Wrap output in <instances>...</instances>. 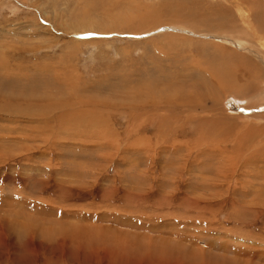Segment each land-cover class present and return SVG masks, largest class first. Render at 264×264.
Instances as JSON below:
<instances>
[{
	"label": "rangeland",
	"instance_id": "1",
	"mask_svg": "<svg viewBox=\"0 0 264 264\" xmlns=\"http://www.w3.org/2000/svg\"><path fill=\"white\" fill-rule=\"evenodd\" d=\"M245 5L0 0V264H200L224 246L252 247L264 263V81L245 97L221 94L218 108L201 114L234 123L213 135L216 144L205 135L200 141L210 143L194 146L187 124L195 121L180 117L191 111L171 119L163 110L188 92L182 88L209 89L205 63L227 79L230 66L249 77L256 62L264 76V40L253 36V26L264 36V10L249 29ZM215 46L228 50L227 60L215 59ZM158 102L161 112L152 111ZM201 199L199 213L191 210ZM251 205L263 207L259 222ZM89 224L101 228L87 231ZM185 245L195 260L168 259Z\"/></svg>",
	"mask_w": 264,
	"mask_h": 264
},
{
	"label": "bare ground",
	"instance_id": "2",
	"mask_svg": "<svg viewBox=\"0 0 264 264\" xmlns=\"http://www.w3.org/2000/svg\"><path fill=\"white\" fill-rule=\"evenodd\" d=\"M239 2H241V4H246L247 6H248V9L246 10V13L244 12V11H242L241 10V21H242V23H243V25L244 26H247V28H249V27H251V25H250V22H253L252 21V19H256L257 18V16L259 15V13L262 11V10H264V1H262V0H239ZM245 5V6H246ZM242 6V5H241ZM262 9V10H261ZM254 11V14L251 16L250 15V13L251 12H253ZM252 14V13H251ZM248 15V18L246 17ZM249 15L251 16V17H249ZM264 15V14H263ZM252 24V23H251ZM249 26V27H248ZM253 28H254V34H253V36H254V38L255 39H261V40H264L263 38H264V36H262V35H260V36H258V34L256 33V31H257V29H256V27L255 26H253ZM250 29V28H249ZM248 31V30H247ZM224 38V37H223ZM226 38V37H225ZM226 40V39H225ZM221 47V46H220ZM220 47H214L213 48V56L215 57V59H218V60H220V59H224V61L225 60H227L226 58H225V56H227V55H229V54H227L228 52V50H226L225 48H220ZM227 52V53H226ZM230 55H232V53H230ZM230 58V57H229ZM230 61V60H229ZM222 62V61H221ZM200 64V63H199ZM219 65V64H218ZM225 66H227V67H229V65H227V64H224ZM225 66H222V68L223 67H225ZM203 67H205V69H203V71L205 72V75H206V77H208L209 78V80L211 81L210 83H209V85H208V87H209V89H206V86L204 85V84H202V82H200V83H197V85H195V86H191V87H189V88H182V89H180V91L181 90H185V91H188L187 93H185L184 94V96L182 97L181 95H180V97H182V99L180 98V101L178 102L177 100L178 99H176V102L175 101H171V102H175V103H171V104H174L173 106H169V107H167L166 106V109H164L163 107L164 106H161V104L158 102V106L157 105H152V106H150V109L152 108V111H156V110H161L162 108H163V110H167V112H169L170 113V118L171 119H174V117L178 114V111H179V113L181 112L182 114H184V110H188V111H191V114L189 115V116H187V117H185V116H180L181 117V122L183 123V125H185V122H186V120L188 119V118H190V117H193V120L195 121V124L193 125V121H191V122H188V126H189V128L191 127L194 131H193V133H192V135L194 136V137H196L195 139H194V141H193V143H194V146L195 147H197V146H199V144H204V143H208V142H205V139H208V138H205L204 139V141H200V139L203 137V136H205V135H209V139H210V142H213V143H215L216 144V142L212 139V138H214L213 137V135H215V136H218V135H224L225 133H227L231 128L232 129H234V123H227V124H224V123H226V122H228L226 119L225 120H223L222 118H219V119H212V120H209V119H205V118H201V114H203L204 112H208L209 110H213V109H216V108H218V106H219V98L221 97V94H224V93H227V92H230V93H237L239 96H241V97H245L247 94H249V93H252L253 91H254V89H255V85L256 84H259V83H257V81H260V82H263L264 81V76H263V72H262V69L261 68H259V65H258V63H253V67L252 68H250V70L248 69V76L249 77H246L245 76V68H242L243 66L242 65H234V66H230V68H229V74L227 75L228 77H227V79H226V77H224V78H222L221 76H223V75H221L222 74V72H221V74H219V72H217V71H215V69L216 68H214L213 67V64L212 63H205L204 65H203ZM7 68V67H6ZM218 68V67H217ZM220 68V67H219ZM197 69V68H196ZM200 70V69H199ZM217 70V69H216ZM253 70H255V72H254V74L251 72V71H253ZM188 72V71H187ZM197 72V71H196ZM226 72V71H225ZM239 72L241 73V75L239 74ZM225 74V73H224ZM221 75V76H220ZM253 75V76H252ZM194 76V75H193ZM244 76H245V78H244ZM240 77H241V79L242 80H247V83L249 84H247L246 82L244 83V85H240L239 86V84H240ZM192 78V77H191ZM247 78V79H246ZM170 81V80H169ZM256 81V82H255ZM169 83V82H168ZM58 85V84H57ZM143 85V84H142ZM171 85V84H170ZM210 85L212 86V88H213V90H212V88L210 87ZM143 86H146V85H143ZM150 86V85H149ZM148 86V87H149ZM179 86H181V85H178V87ZM150 87H152V86H150ZM162 87V86H161ZM139 88V87H138ZM168 88V87H167ZM171 88H173V87H171ZM174 88H176V87H174ZM146 89V88H145ZM166 89V88H165ZM136 90V89H135ZM167 90V89H166ZM52 91V90H51ZM140 91V90H139ZM161 91V90H160ZM184 91V92H185ZM242 91H243V93H242ZM248 91V92H247ZM138 92V91H137ZM167 92V91H166ZM166 92H164V93H166ZM181 93H183L182 91H181ZM262 93H264L263 92V90H262ZM262 93H260L259 94V96H261V94ZM229 94V93H228ZM226 95V94H225ZM153 96V95H152ZM135 97H136V95H135ZM150 97V96H149ZM154 97V96H153ZM208 97V99H206V101L204 100V98H207ZM209 97H212V98H209ZM148 98V97H147ZM150 98H152V97H150ZM162 98H165L166 99V97L165 96H163ZM156 99H157V97H156ZM159 99V98H158ZM211 99H213V102H211L212 103V106L211 107H209V106H207L208 105V102H210V101H208V100H211ZM144 101H145V103L147 102L145 99H143ZM160 100V99H159ZM162 100H164V99H162ZM169 100V99H168ZM150 101V100H149ZM152 102H154V101H152ZM156 102H157V100H156ZM155 102V103H156ZM165 102V101H164ZM170 102V101H169ZM205 102H207V105H206V103ZM31 103V102H30ZM145 103H143V104H141L140 106H139V110L138 111H144V109L145 108H143V107H145L146 106V104ZM27 104V106L28 107H30V106H33L32 104H28V103H26ZM59 104V103H58ZM135 104V103H134ZM148 104H150V103H148ZM35 105V104H34ZM132 105V104H131ZM166 105V104H165ZM40 106H42V105H40ZM53 106V107H52ZM43 107V106H42ZM51 108H55V104H52L51 106H50ZM140 107H141V109H140ZM147 107H149L148 105H147ZM161 108V109H160ZM46 109H49V107L48 108H46ZM171 109V110H170ZM50 110V109H49ZM133 110H135V109H133L132 108V111ZM201 111V112H197V111ZM161 112V111H160ZM176 112H177V114H176ZM195 112H197V115H196V113ZM142 115V114H141ZM153 115H155V114H153ZM158 115V114H157ZM157 115H155V118H156V116ZM179 115V114H178ZM62 116H67V115H62ZM161 116V115H160ZM152 117V116H151ZM64 118V117H63ZM133 118V117H132ZM137 118H138V115H137ZM153 118V117H152ZM165 119V118H164ZM167 119H169V118H167ZM179 119V118H178ZM136 120V122H137V119H134V121ZM176 120V119H175ZM166 123H167V121H166ZM169 123V122H168ZM176 123V122H175ZM179 124V123H178ZM169 125V124H168ZM167 125V126H168ZM180 125H182V124H180ZM165 126V125H164ZM170 126V125H169ZM163 127V126H162ZM162 127L161 128H159V129H162ZM172 127V126H171ZM170 127V128H171ZM175 126H173V128H174ZM173 128H172V130H173ZM177 128H179L178 127V125H177ZM156 130V129H155ZM165 130V129H164ZM183 130H185V129H183ZM244 130V129H243ZM163 131V130H162ZM167 131H169V128H168V130ZM167 131H166V133H167ZM158 132V131H157ZM169 133H171L170 131H169ZM173 133V132H172ZM186 133V132H185ZM208 133V134H207ZM156 134V133H155ZM158 134H159V132H158ZM163 135V134H162ZM172 136H173V134H172ZM185 136V135H184ZM164 137V136H163ZM179 137V136H178ZM166 138V137H165ZM173 138H177V136L175 137H173ZM172 138V139H173ZM204 138V137H203ZM170 139V138H169ZM166 141V140H165ZM221 141V140H220ZM209 142V143H210ZM158 143V142H157ZM208 143V144H209ZM243 146V145H242ZM241 149V148H240ZM239 150V149H238ZM261 196V195H260ZM127 197V196H126ZM167 199H168V197H166ZM170 199H173L172 198V196H171V198ZM126 200V199H125ZM190 200V199H189ZM170 201V200H169ZM175 201V200H174ZM171 202V201H170ZM166 203V202H165ZM198 203H201L202 205L204 204V202H203V200L201 199V200H198V201H195V200H193V201H190V207H192V209L191 210H193V209H197L198 210V213H199V211H200V208H199V205H198ZM242 203H244V202H242ZM231 204H232V206H234L235 208H236V211H234V212H236V217H238L240 220H243V218H244V216L241 214V211H240V209H239V202H237V201H235V202H231ZM168 205H170V204H168V200H167V204H166V206H167V208H168ZM259 205H262L261 204V202H259ZM162 206V205H161ZM210 206V205H209ZM219 206H221V208L222 207H224V201H222L220 204H219ZM208 207V206H207ZM251 207V212L255 215V214H257V217H256V221L257 222H259L260 221V217L258 216V213H261V209H263V207H261L260 209H256L255 207H254V205H251L250 206ZM253 207L256 209V210H254L253 209ZM197 213V214H198ZM93 220V219H92ZM254 220V221H255ZM94 222H95V220H93ZM263 221V220H262ZM243 224L241 225V227H244V228H250V227H253V225H251V224H247L246 222H248V221H241ZM92 223V222H91ZM75 224V223H74ZM261 224V223H260ZM89 226H91V227H87V226H85V227H87V231H89V229H90V231L91 232H94V231H99L98 229L99 228H101V227H96L95 226V224H89ZM29 227V226H28ZM79 227V226H78ZM77 227V228H78ZM81 227V226H80ZM80 227H79V229H80ZM95 227H96V229H95ZM82 228V227H81ZM94 228V229H93ZM84 230V229H83ZM257 231H259L260 233H262V230L258 227L257 229H256ZM31 231V230H30ZM66 231V230H65ZM73 231V234H74V232L76 231H74V230H72ZM80 231V230H79ZM78 231V232H79ZM84 232H86V231H84ZM235 232L234 231H232V234H234ZM69 235V234H68ZM77 235V234H76ZM76 235H74V236H76ZM80 235V234H79ZM78 235V236H79ZM82 235V234H81ZM104 235H105V233H104ZM107 235V234H106ZM48 236H51V235H48ZM161 237V236H160ZM179 237V236H178ZM259 237V236H258ZM77 238V237H76ZM110 239V238H109ZM121 239L123 240V241H126L128 244H130V238H128V237H126L125 235H121ZM134 239H136V238H134ZM134 239H132V241L134 240ZM159 239V238H158ZM176 239V238H175ZM180 239V238H179ZM78 240H79V238H78ZM82 240V239H81ZM97 240H99V239H97ZM118 240H120V239H118ZM121 240V241H122ZM139 240V239H138ZM135 241V244L137 243V242H140V241ZM159 240H161V239H159ZM76 241V240H75ZM94 241V240H93ZM99 241H101V240H99ZM117 241V240H116ZM144 241V240H143ZM167 243H172V241L173 240H165ZM177 241H178V239H177ZM209 241V240H208ZM212 241V243H217V242H215V240L214 239H212L211 240ZM114 242V241H113ZM155 242H157V241H155ZM160 242V241H159ZM163 242V241H162ZM132 243V242H131ZM141 243V242H140ZM165 243V242H164ZM178 243H179V241H178ZM206 243H207V241H206ZM211 243V244H212ZM145 244V243H144ZM158 244V243H157ZM161 244V243H160ZM121 245V244H120ZM126 245V244H125ZM134 245V243L132 244V246ZM137 245H139V244H137ZM147 245H151L152 246V241H149V244H147ZM155 245V244H154ZM223 245V242H221V243H217V245H216V247L218 248L219 246H222ZM224 245H226V244H224ZM130 246H131V244H130ZM131 246V247H132ZM140 246H141V244H140ZM140 246H138L135 250L136 251H138L141 247ZM161 246V245H160ZM163 246V245H162ZM181 246V245H180ZM126 247V246H125ZM134 247V246H133ZM143 247V246H142ZM145 247V246H144ZM174 247V246H173ZM182 247V246H181ZM158 248L159 249H161L160 247H159V245H158ZM179 248V247H178ZM187 247H186V245L183 247V248H181L180 250H179V252H177V251H173V252H175V253H173L172 252V254L168 257V259H170V258H173V260H175V261H177V262H182V261H179V259H181V255L183 254L184 256H186V258L187 257H190V258H192L193 260H195V258H194V256H196L197 257V254L195 255L194 253H193V251H191V249L190 248H187L188 250H190L192 253H190V252H185V249H186ZM206 248V247H205ZM252 248V247H251ZM251 248H249L248 247V249H232V248H230L229 246H224L223 248H219L220 249V253L219 254H216V252H215V254H214V252L212 251V253H210V254H208V256L206 255V256H204V257H202L201 259H200V264H256L257 263V261H255V259H254V257H251V256H253V255H251L252 253H251ZM152 249H153V247H152ZM168 249H170V248H168ZM215 249V248H214ZM253 250H255L254 248H252ZM129 250H131V249H129ZM128 250V252L130 253V254H132L130 251ZM141 250V249H140ZM150 250V249H149ZM165 250V249H164ZM218 250V249H217ZM127 251V250H126ZM126 251H122V252H126ZM135 251V252H136ZM142 251V250H141ZM167 251V250H166ZM169 251V250H168ZM207 251V250H206ZM206 251H205V253H206ZM214 251H216V250H214ZM224 251H226V253L224 252ZM244 251H249V252H244ZM177 252V253H176ZM203 253H204V251H202ZM209 252V251H208ZM211 252V251H210ZM127 253V252H126ZM128 253V254H129ZM138 253V252H137ZM137 253H133V254H137ZM165 253V252H164ZM188 253L190 254V255H188ZM204 253V254H205ZM251 253V254H250ZM142 254V253H141ZM145 254H146V252H145ZM149 254H151V255H155V256H157L158 258L159 257H161L162 258V256L163 255H159V254H157L156 253V251L155 252H153V251H151L150 250V252H149ZM169 254H170V251H169ZM168 254V255H169ZM138 255V254H137ZM165 255V254H164ZM230 255H233V256H230ZM251 255V256H250ZM140 256V255H139ZM259 256H261V255H259ZM141 257V256H140ZM183 257V256H182ZM199 257V256H198ZM257 257V256H256ZM261 257H259V259H260ZM163 259V258H162ZM199 259V258H198ZM197 259V260H198ZM193 262V261H192ZM259 262H261V261H259ZM258 262V263H259ZM182 263H188V261L186 260H184ZM194 263V262H193ZM262 264V263H261ZM264 264V263H263Z\"/></svg>",
	"mask_w": 264,
	"mask_h": 264
}]
</instances>
